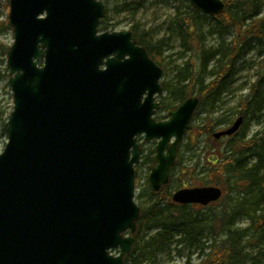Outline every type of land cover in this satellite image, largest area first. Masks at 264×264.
<instances>
[{
  "label": "water",
  "instance_id": "water-1",
  "mask_svg": "<svg viewBox=\"0 0 264 264\" xmlns=\"http://www.w3.org/2000/svg\"><path fill=\"white\" fill-rule=\"evenodd\" d=\"M186 1L208 15L225 8L224 0ZM104 13L99 0H9L13 107L0 153V264H125L140 215L138 135L157 140L150 190L170 180L200 99L156 120L162 68L132 31L99 34ZM242 120L214 138L235 133ZM221 196L206 185L171 198L206 206Z\"/></svg>",
  "mask_w": 264,
  "mask_h": 264
},
{
  "label": "trees",
  "instance_id": "trees-1",
  "mask_svg": "<svg viewBox=\"0 0 264 264\" xmlns=\"http://www.w3.org/2000/svg\"><path fill=\"white\" fill-rule=\"evenodd\" d=\"M146 1L127 0L121 8L135 13V10L143 6ZM224 2V11L214 16L215 28L220 36H223L225 32H232L233 39L225 45L221 44L220 48L206 49L194 38L191 17L183 16L178 19L177 26L183 33L184 51L189 53L190 57L180 67L175 84L161 83L163 91L168 93L171 102L176 105L189 97L194 85L197 84V96L200 101L195 113L204 104L212 107L218 100L228 80L230 67L242 55L249 40H255L264 45V15L261 16L264 0H224ZM6 4L8 5V0ZM188 6L196 11L192 4ZM8 28H10L8 18L0 20V32ZM131 31L137 43L145 47L151 59L160 66L161 62L157 56L161 41H153L148 32L139 31L137 24L132 26ZM1 49L6 55L9 46L0 42ZM214 60V66L208 71L213 77L206 81L207 67L209 62ZM259 85V83L254 85L250 93L243 97L240 114L244 120L239 131L229 136L228 145L223 150L217 147L219 145L217 139L216 145L214 144L215 146L211 148L215 153L208 152L204 166L202 165L199 169L200 173L205 172V178L198 186H219L222 189L221 198L206 206H195L173 202L168 190L169 183L159 192L150 191L154 200L145 208H140L134 243L124 258L125 264H143L151 260L155 254L167 249L174 237H176L175 243L182 247H202L204 246L201 241L203 232H206L205 240H209L206 242L209 251L205 261L211 264H247L249 258L244 254V244L256 246L264 244V209L260 207V205L264 206V173L262 172L264 169V113L262 111L264 97L259 92ZM251 120L257 124L258 129L246 138L247 124ZM205 122L203 126L195 128L194 139L186 144L187 150L194 146L199 136L211 132L213 120L207 117ZM4 127L6 129V124ZM190 130L192 129H189L187 134ZM154 152V149H151L144 156L143 162L149 164V167L153 165ZM179 164L180 161L177 159L171 170V177ZM198 164L199 161L190 168L183 170L178 168L181 176L188 177L187 187L196 186L188 180H192L191 178L197 175ZM233 190L245 194L246 198L236 201L233 208L226 207L224 200ZM219 204L223 205L221 211L212 213L209 217H199L202 214L198 212L193 217L187 212L189 208H213ZM238 211L248 216L254 214L253 223L249 229L233 227L231 213ZM151 231L153 233L143 235L144 232ZM219 236L224 237L218 239ZM245 238H247L246 241H244ZM178 253L180 254L179 250Z\"/></svg>",
  "mask_w": 264,
  "mask_h": 264
},
{
  "label": "rangeland",
  "instance_id": "rangeland-1",
  "mask_svg": "<svg viewBox=\"0 0 264 264\" xmlns=\"http://www.w3.org/2000/svg\"><path fill=\"white\" fill-rule=\"evenodd\" d=\"M7 0H0V20H5L8 17L9 7L6 4ZM107 7L108 16L114 21L112 23L119 30H131L132 26L136 24L139 27V31L148 32L153 41H161V47L159 49V55L157 56L161 62L162 68L161 83L168 85L175 84L180 67L184 61L189 59L190 54L184 51L182 39L183 33L178 28V19L185 17H191L194 30V38L204 48H220L221 44H227L233 39L232 32H225L223 36H220L215 28L214 15L205 14L196 9L194 11L186 0H147L143 6L135 10L126 11L121 8L124 2L127 0H101ZM264 15V5L262 6L261 16ZM0 42L5 46H10L13 43V31L12 28H8L5 31L0 32ZM240 45V44H239ZM215 64L214 61H210L207 67V73L212 69ZM231 71L228 75V80L224 84L223 91L219 95L218 100L212 107L209 104H204L200 110L195 113L191 119L189 129L190 132L186 133L179 145L177 159L180 164L176 166L173 176L170 178L168 190L173 193L175 190L183 187H187V175L181 176L179 170L192 167L197 161H199L196 169L197 175L188 180L189 183L199 185L203 183L205 172H199L202 165L204 166L207 153H215L211 150L216 144V140L212 136L214 132L225 129L239 116L242 109L241 102L243 97L250 93L252 87L259 83V92L264 97V45L259 44L255 40H249L246 47L242 51V55L234 62L230 67ZM206 81L212 79L213 75L206 74ZM8 69L6 67V55L3 50H0V153L3 151L7 142V133L4 124L7 123L8 117L12 111L13 98L12 92L8 83ZM197 84L194 85L192 94L197 95ZM189 96V97H190ZM156 100L159 102L160 108L155 112L154 116L157 120H164L168 116V112L174 108L176 104H173L169 98L167 92L157 96ZM264 105V100H263ZM164 106V107H163ZM241 107V108H240ZM264 113V108H263ZM213 120L214 124L210 128L209 134H203L198 137L194 146L190 149H186V144L194 139L195 128L203 126L206 122V118ZM246 115V119H247ZM248 121V120H246ZM248 126V127H247ZM246 138H249L256 129L257 124L251 120L247 124ZM188 129V130H189ZM245 138V139H246ZM229 136L219 138L217 142L218 148L223 150L227 147L229 142ZM137 142L140 144L142 154L140 161L137 163L135 174V203L139 208H145L149 203L154 200V197L150 195V188L148 185V175L150 172L149 164L144 163L145 154L155 148L157 140L153 139L149 142H145L143 136L137 137ZM215 144V145H214ZM179 168V170H178ZM264 173V169L262 170ZM246 195L239 193L235 190L228 193L224 200L226 207L233 208L236 201L245 199ZM264 209L263 205H260ZM223 208V205H216L213 208H189L187 212L193 217L196 212L202 214L199 217H209L212 213L219 212ZM232 222L234 228L246 229L250 228L252 217L241 211L232 212ZM153 233L144 232L148 235ZM251 231L249 232L250 235ZM206 232H203L204 246H192L191 248L182 247L180 244L175 243L176 237L171 242L169 247L163 252L155 254L151 260L145 261L143 264H202L206 260V254L208 253V246L205 240ZM224 236H219L218 239H222ZM245 238L244 241H246ZM245 243V242H244ZM245 245V253L249 258L247 264H264V244L261 245ZM180 251V254L178 253ZM113 254H117L118 250H112Z\"/></svg>",
  "mask_w": 264,
  "mask_h": 264
},
{
  "label": "flooded vegetation",
  "instance_id": "flooded-vegetation-1",
  "mask_svg": "<svg viewBox=\"0 0 264 264\" xmlns=\"http://www.w3.org/2000/svg\"><path fill=\"white\" fill-rule=\"evenodd\" d=\"M99 1H101V0H99ZM103 4H104V6H105V13H104V15L100 18V20H99V24H98V26H97V30H98V33L100 34V33H103V32H109V33H111V32H116V31H122V30H119L116 26H115V24L114 23H112V22H114L109 16H108V14H107V7H106V5H105V3L103 2V1H101ZM138 44V43H137ZM138 45H140V44H138ZM140 46H142V45H140ZM147 51V50H146ZM148 54V53H147ZM148 56H149V54H148ZM108 57H110V56H108ZM150 57V56H149ZM151 58V57H150ZM106 58H104V60H105ZM103 60V61H104ZM153 60V59H152ZM154 61V60H153ZM155 62V61H154ZM156 63V62H155ZM103 66V62H102V64H101V67ZM239 116H242V115H239ZM238 116V117H239ZM237 117V118H238ZM242 118H243V120H244V117L242 116ZM243 120H242V122H241V124H240V126H239V128L237 129V131L236 132H238L239 131V129H240V127H241V125H242V123H243ZM230 127V125L228 126V127H226V128H229ZM225 128V129H226ZM224 130V129H223ZM235 132V133H236ZM235 133H233V134H235ZM233 134H231V135H233ZM230 135V136H231ZM223 137H227V136H221L220 138H223ZM192 205H195V206H200V205H198V204H192Z\"/></svg>",
  "mask_w": 264,
  "mask_h": 264
}]
</instances>
